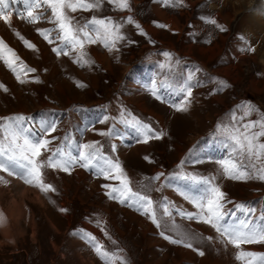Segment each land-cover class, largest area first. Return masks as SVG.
Returning a JSON list of instances; mask_svg holds the SVG:
<instances>
[{"label":"rangeland","instance_id":"rangeland-1","mask_svg":"<svg viewBox=\"0 0 264 264\" xmlns=\"http://www.w3.org/2000/svg\"><path fill=\"white\" fill-rule=\"evenodd\" d=\"M153 1L129 0L130 11H120L103 0L98 9L68 13L81 25L93 16L110 17L122 25L126 39L116 45L118 51L109 52L100 43L86 45L95 61L90 70L73 63L75 52L58 57L52 49L59 42L49 44L38 35L37 29L53 28V24H30L26 14L19 18L11 5L12 26L0 21V38L36 70L26 79L38 77L40 82L20 84L0 62V84L8 89H0V118L24 115L34 130L42 121L55 122L56 131L48 137L57 138L53 147L66 135L76 145L96 143L106 155L119 158L133 191H146L154 201L167 198L175 208L196 212L178 186L186 183L184 175L193 174L215 177L233 202L227 209L243 203L255 207L258 214L264 209V182L224 178L217 162L236 157L218 126L229 125L232 113L239 116L246 107L253 109L249 119L264 114V0H184V6H168V16L180 20L176 34L167 29L155 33L148 27L157 19ZM14 5L25 12L22 3ZM46 15L50 16V10ZM129 16L134 23H127ZM206 19H214L224 31ZM192 21L197 24L193 26ZM13 30L38 51L27 49ZM189 81L191 97L181 91ZM76 82L86 87L79 88ZM185 101L187 110L176 111L175 106ZM122 112L165 135L143 143L135 130L121 122L131 119ZM109 131L111 137L99 134ZM133 136L136 144L126 139ZM43 173L44 183L55 192H42L0 172V264H102L82 238L84 233L118 252L128 264H241L235 259L237 249L221 243L214 229L178 215L175 223L195 235L197 251L169 243L150 219L109 199L102 185L119 181L105 180L80 167L71 174L50 168ZM160 173L164 176L159 181L152 179ZM166 234L175 238L174 232ZM242 247L264 253V245Z\"/></svg>","mask_w":264,"mask_h":264},{"label":"snow or ice","instance_id":"snow-or-ice-1","mask_svg":"<svg viewBox=\"0 0 264 264\" xmlns=\"http://www.w3.org/2000/svg\"><path fill=\"white\" fill-rule=\"evenodd\" d=\"M158 2L166 6H184V0H158ZM17 3H22L25 9V12H16L19 18L23 19L26 14L27 22L30 24L41 21L53 24V28L37 29L38 35L49 44L59 42V45L52 49L58 57L61 54L69 56L70 53L75 52L73 63L82 68L87 67L90 70L95 63L87 53L86 45L100 43L107 51L113 52L118 51L116 45L126 39L120 31L122 25L112 21L110 17L93 16L81 25L79 22L74 23L75 17L68 14L69 12L98 9L102 6L103 0H0V21L10 28L14 14L11 5ZM107 3L120 11H130L129 0H107ZM39 9L43 11L34 14ZM48 10H50V16L46 15ZM205 22L224 31L214 19H206ZM127 23H134L133 17L129 16ZM135 26L140 29L139 24ZM158 26L165 27L164 25ZM13 31L27 49L38 51L36 46L25 39L19 31ZM141 34H144L142 29ZM244 50L254 51V49ZM165 56L170 58L171 54L165 53ZM0 62L15 76L18 83L40 82L38 77L31 81L26 79L29 73H34L36 70L28 67L17 52L2 38H0ZM76 86L86 87L80 82H76ZM192 88L193 85L189 81L181 91L187 97H191ZM0 89L4 92L8 91L3 84H0ZM152 94L154 98L160 99L155 88L152 89ZM187 104L188 101H185L183 106H175V110L186 111ZM241 111L242 114L239 116L236 112L232 113L229 125L218 126V131L233 146L236 158L217 163L226 179L243 182L255 179L264 182V114H260L259 119L253 120L249 119L252 108L246 107ZM255 111L259 112L258 109ZM121 115L131 116L124 112ZM29 122L30 118L24 115L0 118V172L23 179L26 184L36 186L42 192L47 193L55 192L56 189L44 183L43 170L45 168L68 174H71L76 167L84 168L105 180L119 181L118 185H102L107 190L106 195L109 199L116 200L122 206L131 207L150 219L158 229H161L160 235L169 243L197 251L194 247V241L197 239L195 235L175 223V216L178 215L182 220L195 221L214 229L222 238L221 243L237 249L235 259L241 264H264V253L245 250L242 247L243 245H264V209H260L257 214L255 207L243 203L235 204L234 209H227V204L233 202L227 199V194L215 183V177L204 178L193 174L183 176L189 188L182 190L180 194L196 209V212H187L175 208L167 198L154 201L146 191H133L131 180L119 158L106 155L96 143L76 145L71 137L66 135L60 144L53 147L57 138L52 136L49 139L48 137L56 131L55 122L42 121L39 130L27 126ZM121 122L135 130L143 143H148L153 139L159 140L165 135L163 131H155L148 123L134 116ZM99 134L111 137L113 132ZM112 151H116L115 146H112ZM145 159L148 158L145 157ZM163 176L164 173H160L152 179L159 181ZM191 189H202V192L194 194ZM61 211H66V209H61ZM101 231L113 245L117 244V241L112 239L103 228ZM167 232H174L175 238L167 235ZM82 238L86 240L102 264H117V262L128 264L118 252L107 250L95 236L84 233ZM122 251L123 249H119V252ZM198 254L203 256L204 252L199 251Z\"/></svg>","mask_w":264,"mask_h":264},{"label":"crops","instance_id":"crops-1","mask_svg":"<svg viewBox=\"0 0 264 264\" xmlns=\"http://www.w3.org/2000/svg\"><path fill=\"white\" fill-rule=\"evenodd\" d=\"M152 8L154 9V12L157 16V19H154V25L151 24V25H148V27L150 26V28H154V31L155 33L158 32V30L160 29H167L169 32L171 33H178L180 30H179V26H180V20H178V18H173L172 16H168L167 14V10L166 8H168V6H166L165 4H162V3H159L158 0H154L152 2ZM173 8V7H171ZM192 24L193 26H195L197 24V22L195 21H192ZM158 25H164L165 27H159ZM192 32V31H191ZM190 33V31H189ZM194 33V32H193ZM139 137V135H138ZM133 138H135L133 136ZM129 140V142H134L135 144L137 143V138L135 139H132V137L130 138H126ZM125 139V140H126ZM128 140H126L128 142ZM178 186L182 187V189H187L189 188V185L187 183H183L180 182L178 184ZM193 191L194 194H200L202 192V189H191Z\"/></svg>","mask_w":264,"mask_h":264},{"label":"bare ground","instance_id":"bare-ground-1","mask_svg":"<svg viewBox=\"0 0 264 264\" xmlns=\"http://www.w3.org/2000/svg\"><path fill=\"white\" fill-rule=\"evenodd\" d=\"M186 259V258H185Z\"/></svg>","mask_w":264,"mask_h":264}]
</instances>
